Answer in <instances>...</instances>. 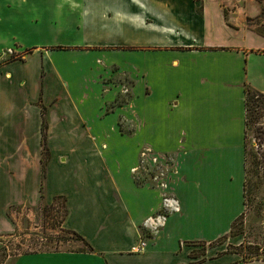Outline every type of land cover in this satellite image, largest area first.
<instances>
[{
	"label": "crops",
	"instance_id": "0c3cea01",
	"mask_svg": "<svg viewBox=\"0 0 264 264\" xmlns=\"http://www.w3.org/2000/svg\"><path fill=\"white\" fill-rule=\"evenodd\" d=\"M246 1L0 0V34L77 28L75 41L56 32L0 54V234L14 228L8 209L64 196L62 228L92 248L11 264H264L198 262L187 245L225 234L243 209L244 89L264 95V35L243 28L257 13ZM138 147L155 154L154 188L132 180ZM166 194L178 210L141 240Z\"/></svg>",
	"mask_w": 264,
	"mask_h": 264
},
{
	"label": "rangeland",
	"instance_id": "374dc122",
	"mask_svg": "<svg viewBox=\"0 0 264 264\" xmlns=\"http://www.w3.org/2000/svg\"><path fill=\"white\" fill-rule=\"evenodd\" d=\"M246 3L254 5L257 13L246 17L243 28L264 35V0H247ZM50 7L52 12L53 4H50ZM74 22L75 18L69 15L67 23ZM74 30H77L75 26H72V29L63 27L62 32H59L44 29L43 26L38 28L28 25L25 29L13 30L9 34L3 32L0 34V54H6L4 59L15 57L16 52L33 47L36 43H44L46 39L56 35V32L60 33L61 41H75ZM13 37H16V40L12 41ZM18 44L21 45L20 49ZM248 104L244 140L243 209L225 234L215 239L187 243L191 249L190 257L196 258L198 262L205 260L206 256L223 253H238L243 259L264 255V97L256 95L255 91L250 92ZM123 131L132 133V127L123 125ZM129 147L127 156L133 150ZM137 150V160L131 169L132 180L137 186L154 188L157 185L155 154L144 147H138ZM61 201L58 199L51 202L52 204L43 201L35 207L15 206L8 209V216L14 228L9 234H0V264H11L25 252L78 251L86 248L73 235L61 231L59 226L64 215ZM174 201L172 196L163 195L162 207L146 221V225L138 226L141 240L145 241L160 232L164 218L178 210ZM135 249L138 251V247Z\"/></svg>",
	"mask_w": 264,
	"mask_h": 264
},
{
	"label": "trees",
	"instance_id": "16d2710c",
	"mask_svg": "<svg viewBox=\"0 0 264 264\" xmlns=\"http://www.w3.org/2000/svg\"><path fill=\"white\" fill-rule=\"evenodd\" d=\"M252 90L253 89L250 88V87H246L244 89V91H245V135H246V128H247L248 112H249V108H248V105H249L248 104V94H250V92H254L255 91V90L254 91H252ZM255 92H256V95L264 97L263 94H261V93H259L257 91H255ZM41 131H42V153H43L41 162H42V176H44L45 175V166L47 164V160H48V157H49L48 148L46 147V144H45V124L44 123L42 125V130ZM244 140H245V136H244ZM244 148H245V142H244ZM58 199L62 200L61 202H62V204H63L62 206L64 208V215H63V218H62V221H63V219H64V217L66 215L65 197L64 196H55L53 198V200H52V203H53V201L58 200ZM62 221H61V224H62ZM61 224L59 226L61 231L67 232V233L73 235L77 240L81 241L84 244V246L86 247L84 250H86V251H91L92 250V248L89 245V243L82 236H80L75 231H71V230H67V229L62 228ZM25 253H30V252H25Z\"/></svg>",
	"mask_w": 264,
	"mask_h": 264
},
{
	"label": "built area",
	"instance_id": "2783aa9c",
	"mask_svg": "<svg viewBox=\"0 0 264 264\" xmlns=\"http://www.w3.org/2000/svg\"><path fill=\"white\" fill-rule=\"evenodd\" d=\"M139 250H141V248H139Z\"/></svg>",
	"mask_w": 264,
	"mask_h": 264
}]
</instances>
